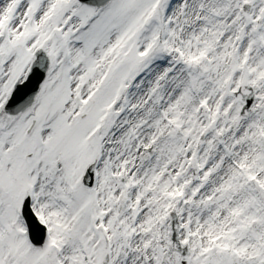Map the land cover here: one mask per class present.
<instances>
[{"label":"snow or ice","instance_id":"1","mask_svg":"<svg viewBox=\"0 0 264 264\" xmlns=\"http://www.w3.org/2000/svg\"><path fill=\"white\" fill-rule=\"evenodd\" d=\"M0 264H264V0H0Z\"/></svg>","mask_w":264,"mask_h":264}]
</instances>
